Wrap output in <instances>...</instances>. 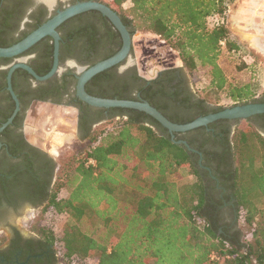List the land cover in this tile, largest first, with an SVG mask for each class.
<instances>
[{
  "label": "trees",
  "instance_id": "1",
  "mask_svg": "<svg viewBox=\"0 0 264 264\" xmlns=\"http://www.w3.org/2000/svg\"><path fill=\"white\" fill-rule=\"evenodd\" d=\"M4 1L11 7L16 0ZM235 1L113 0V4L132 35L146 31L159 36L179 53L187 71H204L206 91L221 94L236 106L258 101L254 76L247 81L231 79L221 60L225 54L236 57L242 49L226 23L218 21L226 19ZM8 19L0 14V22L7 24ZM27 35L15 41L0 39V47H10ZM111 36L120 40L121 47L120 34ZM53 49V44L48 46L45 67L36 70L39 75L51 70ZM116 53L111 51L102 60ZM246 66L242 60L236 69ZM107 72L91 84L110 79ZM5 88L6 82L0 85ZM87 91L100 98L147 101L180 125L224 109L210 108L205 99L192 102L181 97L162 80L137 76L130 77L129 88L94 94L87 87ZM9 99L12 107L2 114L0 126L13 113L15 103ZM19 99L23 102L22 95ZM68 104L84 109L77 98ZM105 111L109 113L107 125L96 132L89 127L81 137L88 140V149L78 154L83 155L81 159L75 155L58 174L46 154L25 156V169L15 168V197L43 206L40 221L33 225L42 247H50L53 257L63 264H264V207H259L264 198V136L252 118L255 143L238 129L234 134L228 127H216L225 121L210 125L217 128L214 133L203 127L189 137L175 134V141L186 140L204 155L200 163L199 154L174 142L169 131L147 114L100 109V120ZM258 122L264 128V114ZM91 159L96 166L87 165ZM183 167H188L193 181L181 187L175 177ZM4 179L0 178V190L7 195L11 187ZM214 254L220 260H212Z\"/></svg>",
  "mask_w": 264,
  "mask_h": 264
},
{
  "label": "flooded vegetation",
  "instance_id": "2",
  "mask_svg": "<svg viewBox=\"0 0 264 264\" xmlns=\"http://www.w3.org/2000/svg\"><path fill=\"white\" fill-rule=\"evenodd\" d=\"M53 1L54 5L51 7L50 5ZM85 1L101 0H16L11 7L8 6L9 1L0 0V14L9 17L7 24L3 21L0 22V39H7L9 41L21 39L24 34H30L37 29L38 23L41 26L59 11L64 10L68 6ZM16 4L19 5L15 6ZM5 10L7 11L6 13H4ZM99 15L104 17L97 11H88L68 20L58 28L57 31L61 37L60 64L62 71L53 79L38 83L35 78L23 69H18L13 74V89L18 98L19 95H22L23 102L19 99L21 104L19 114L13 123L0 133V178H5L6 184L11 187L7 195L6 192H1L0 190V264H63L59 258L56 256L53 257L50 247H42V240L33 231V221L31 222V219L26 218L28 215V213L25 214L27 208L30 207V209L41 213L43 206L40 204L35 205L24 199L22 200L19 195L15 197V168L21 167L22 170L25 169L23 166L25 156L33 158L36 154L41 156L46 154L48 158L53 160L54 165L57 166V162L48 153L40 147H37L27 138L26 118L30 108L26 112H24V108L30 100H32L31 106L35 103H49L54 106L57 105L58 107L76 109L78 113V139L81 141L82 135L86 133L89 127L94 132V129L98 125L107 121L109 117L107 111L103 112L102 119L100 120V109L87 106L84 103V109L81 110L78 104H68L73 99H78L76 96V84L79 72L78 68L72 67L70 64L75 63L79 67L88 68L105 58L109 52H118L121 48L119 46L120 40L116 41V38L111 36L112 34L116 35L118 31L109 20L108 22L106 20H100ZM109 30L111 31L109 32ZM52 44L54 45L53 38L46 37L32 49L17 58L8 60L0 59V85L3 87L6 82V88L0 89V120L2 119V114L8 113L12 107V102L9 99L11 94L8 91L7 85L9 67L24 60L35 72L37 69H43L46 64V50ZM132 55H134V50H132ZM53 64L54 49L52 67ZM22 71L27 72L29 76L23 74ZM107 71L108 74L112 75L110 79L103 78L97 85H92L91 83H93L94 77L87 84L86 90L89 87L94 94H97L103 89L110 91L114 87L129 88L130 77L132 76H137L142 80H148L139 74L135 62L131 64L129 60H125ZM150 80H162L163 84L171 92H177L184 98L189 97L192 102L198 100L192 92L190 82L182 69L161 70L156 73L155 77L148 81ZM39 95H46L48 97L44 100L35 98ZM257 101L256 103H264V94ZM14 111L15 107L13 113ZM252 119L253 124L259 128L261 133H264V128L258 125L261 124L258 122L259 115L253 116ZM256 120L257 122L255 124L254 121ZM247 121L249 122V120ZM238 123L225 121L222 123L223 125H219L220 123H218L216 127L220 128V126H224V128L228 127L234 131L235 128L233 126L235 124L237 126ZM210 125L204 127V131L214 133L217 128L210 127ZM194 134V131L183 133L187 137ZM21 138L24 141L23 143H21ZM15 148L18 150L17 155H15ZM218 150L220 154L223 153L221 149ZM203 161L204 155L202 154L200 155V163ZM224 168L228 170L229 166L226 164ZM206 169L209 170L211 177L215 179L213 171L209 167H206ZM57 170L58 166L56 168ZM2 182L0 180V184ZM217 187L220 189L219 182Z\"/></svg>",
  "mask_w": 264,
  "mask_h": 264
},
{
  "label": "rangeland",
  "instance_id": "3",
  "mask_svg": "<svg viewBox=\"0 0 264 264\" xmlns=\"http://www.w3.org/2000/svg\"><path fill=\"white\" fill-rule=\"evenodd\" d=\"M101 1L117 11L118 8L113 4V0ZM129 6L130 4L125 5V7ZM231 8H233V5L229 8L226 19L222 20L230 29L232 38L241 45L242 49L241 53L237 54L238 59H236L237 56L232 57L225 54L221 60L224 64L225 73L231 79L247 81L251 76H254L256 81L254 90L257 94V99H259L264 94V51H259L255 45L245 42L236 36V30L232 22V15H234V13ZM133 50L134 55H132V57L135 61L136 68L139 74L148 80L155 77L156 73L161 70L179 68L186 74L192 92L198 99L207 100L212 107L229 108L233 106L223 95L214 91H206L208 81L204 71H187L183 66L179 53L171 48L169 44L159 36L146 31L136 32L133 35ZM242 60L247 66L239 71L236 67L241 64ZM77 122L78 113L76 109L58 107L57 105L54 106L49 103H35L30 107L27 114V138L37 147L43 149L57 162V174L61 167L66 166L75 155L83 153L88 149V141H81L78 139ZM107 123L108 121L98 125L94 129V132L105 127ZM237 129L255 143L256 139L252 133L253 128H251L248 121H240L235 127L234 134ZM262 134L264 136L263 132ZM82 156L81 154L76 158L81 159ZM175 180L181 187L190 185L193 181V177L189 174L188 167H183L178 176L175 177ZM259 207H264V198L261 199ZM27 213L28 215L26 218L31 219L33 224L40 221L41 213L39 211L32 210L29 207L26 209L25 214ZM92 222L95 225L97 224L95 218L92 219ZM58 226L61 227V223L58 222Z\"/></svg>",
  "mask_w": 264,
  "mask_h": 264
},
{
  "label": "water",
  "instance_id": "4",
  "mask_svg": "<svg viewBox=\"0 0 264 264\" xmlns=\"http://www.w3.org/2000/svg\"><path fill=\"white\" fill-rule=\"evenodd\" d=\"M53 5L54 2L50 6L52 7ZM88 11H97L111 22L121 36L122 46L116 54L108 59L99 61L91 67L82 68L77 66L75 63L70 64L72 67L78 68L79 76L77 77L76 96L83 103L97 109H130L143 112L166 128L171 134L174 142L185 146L189 151L199 155L202 154L198 150L192 148L186 140L175 141V134L189 133L203 127H208L210 124L218 121H247L253 116L264 114V103H248L224 108L217 113L199 117L193 122L180 125L170 121L162 112L147 101L108 99L90 95L86 90V86L94 77L113 67H116L125 60H129L131 64H134L135 61L132 57L133 35L131 30L124 24L118 12L101 1H85L68 6L64 10L59 11L56 15L51 17L18 43L7 48L0 47V59H13L29 51L46 37H52L54 40V64L51 71L47 75L39 76L24 60L9 67L7 85L8 91L15 101V111L9 120L1 126L0 133L13 123L14 119L21 110L20 100L13 89V74L15 71L18 69L27 71L37 80L38 83L47 82L53 79L62 71L60 64L61 37L57 31L58 28L68 20ZM233 127L235 128L236 124Z\"/></svg>",
  "mask_w": 264,
  "mask_h": 264
},
{
  "label": "crops",
  "instance_id": "5",
  "mask_svg": "<svg viewBox=\"0 0 264 264\" xmlns=\"http://www.w3.org/2000/svg\"><path fill=\"white\" fill-rule=\"evenodd\" d=\"M231 9L236 36L264 51V0H236Z\"/></svg>",
  "mask_w": 264,
  "mask_h": 264
},
{
  "label": "built area",
  "instance_id": "6",
  "mask_svg": "<svg viewBox=\"0 0 264 264\" xmlns=\"http://www.w3.org/2000/svg\"><path fill=\"white\" fill-rule=\"evenodd\" d=\"M218 21H221V22H223V20L222 19H219ZM87 165H89V166H96V163H95V161L94 160H89L88 161V163H87ZM212 260H220V258L219 257H217V255H212Z\"/></svg>",
  "mask_w": 264,
  "mask_h": 264
},
{
  "label": "bare ground",
  "instance_id": "7",
  "mask_svg": "<svg viewBox=\"0 0 264 264\" xmlns=\"http://www.w3.org/2000/svg\"><path fill=\"white\" fill-rule=\"evenodd\" d=\"M49 1H51V0H49ZM54 2V1H53ZM52 5V4H51ZM57 135H58V133H57ZM56 138H57V136H56ZM58 141H59V139H58Z\"/></svg>",
  "mask_w": 264,
  "mask_h": 264
}]
</instances>
